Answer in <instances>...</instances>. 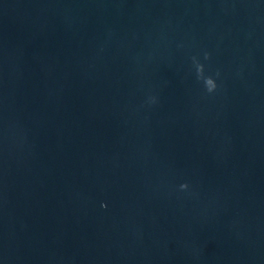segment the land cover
<instances>
[{
	"label": "water",
	"instance_id": "95a60500",
	"mask_svg": "<svg viewBox=\"0 0 264 264\" xmlns=\"http://www.w3.org/2000/svg\"><path fill=\"white\" fill-rule=\"evenodd\" d=\"M0 264H264V0H0Z\"/></svg>",
	"mask_w": 264,
	"mask_h": 264
},
{
	"label": "clouds",
	"instance_id": "9594fccd",
	"mask_svg": "<svg viewBox=\"0 0 264 264\" xmlns=\"http://www.w3.org/2000/svg\"><path fill=\"white\" fill-rule=\"evenodd\" d=\"M208 58H209V55L205 53V59H208ZM193 62L196 66L197 78L203 80L204 86L209 93L214 92L217 88L216 81L211 76L204 75V66L201 63H199V61L195 57H193ZM218 75H219V72H217V76ZM186 187H187L186 184L181 185V188H186Z\"/></svg>",
	"mask_w": 264,
	"mask_h": 264
}]
</instances>
